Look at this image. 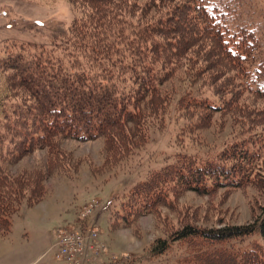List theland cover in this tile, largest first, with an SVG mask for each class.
<instances>
[{"label":"trees","instance_id":"obj_1","mask_svg":"<svg viewBox=\"0 0 264 264\" xmlns=\"http://www.w3.org/2000/svg\"><path fill=\"white\" fill-rule=\"evenodd\" d=\"M68 1L77 15L64 35L49 46L15 43L20 47L9 54V63H0L7 87L0 103V237L10 232L11 218L24 201L38 204L50 178L75 170L65 141L104 139L111 164L148 141L154 122L171 103L163 87L178 71L192 83L209 80L230 88L232 97L234 73L239 88L264 102L260 38L241 21L228 20L235 12L230 1L213 8L207 0ZM11 102L14 111L7 106ZM220 106L192 93L178 103L186 115L199 110L195 130L210 128L214 113L227 108ZM9 110L11 118L5 114ZM250 141L205 158L176 154L126 195L114 227L157 216L163 207L173 209V200L187 192L204 196L247 184L264 191L261 152L251 151ZM43 150L45 168L16 176L3 169ZM171 243L188 248L181 264H264V207L246 225L207 229L186 224L169 239L156 240L153 254L166 253Z\"/></svg>","mask_w":264,"mask_h":264},{"label":"rangeland","instance_id":"obj_2","mask_svg":"<svg viewBox=\"0 0 264 264\" xmlns=\"http://www.w3.org/2000/svg\"><path fill=\"white\" fill-rule=\"evenodd\" d=\"M207 1L209 8L231 2L229 7L232 5L235 12L228 20L233 24L241 21L254 29L263 47V59L264 0ZM76 15L68 0H0V63H9V54L20 47L13 46L15 43L49 46L51 40L66 33ZM231 75V83L237 87L233 97L230 88L222 89L225 86L209 80L192 83L184 71H178L163 87L172 95L171 103L154 122L148 141L115 164L106 161L104 139L65 141L63 149L72 154L75 170H70L68 176L50 178L43 200L34 206L24 201L20 211L12 216L10 232L0 237V264H30L40 255L35 264H62L53 246L56 232L66 227L87 234L94 230L105 246L96 260L85 264H181L188 256L185 244L171 243L167 252L158 256L153 254L152 244L160 238L169 239L186 224L212 229L253 223L262 215L264 191L247 184L239 189L224 187L204 196L187 192L173 200V209L163 207L157 216L141 217L130 227H114L126 195L151 172L171 163L178 153L205 158L250 139L254 145L251 151L258 148L261 152L260 175L264 180V102L239 88L234 73ZM6 92V74L0 70V103ZM189 93L211 98L217 106L227 108L214 113L210 128L195 130L199 110L191 109L186 115L178 108L181 98ZM231 99L233 102L229 103ZM5 114L12 117L11 110ZM47 158L46 151H36L16 164L2 166L7 174L16 176L45 168ZM90 205L91 214L85 221L80 220L82 210ZM249 241L252 238L246 242Z\"/></svg>","mask_w":264,"mask_h":264},{"label":"built area","instance_id":"obj_3","mask_svg":"<svg viewBox=\"0 0 264 264\" xmlns=\"http://www.w3.org/2000/svg\"><path fill=\"white\" fill-rule=\"evenodd\" d=\"M91 211L92 205L85 207L80 220L85 221ZM54 248H57L56 258L62 264H85L96 260L105 250L96 231L87 234L76 232L72 227L61 228L56 232Z\"/></svg>","mask_w":264,"mask_h":264},{"label":"crops","instance_id":"obj_4","mask_svg":"<svg viewBox=\"0 0 264 264\" xmlns=\"http://www.w3.org/2000/svg\"><path fill=\"white\" fill-rule=\"evenodd\" d=\"M54 244H55V243H54ZM54 246H55V245H54ZM54 246H53V248H54ZM53 248H52V249H53ZM40 256H41V255H40ZM40 256H38V257H37V259H36L35 261H33L32 263H30V264H35V263H36V261H38V260H39Z\"/></svg>","mask_w":264,"mask_h":264}]
</instances>
